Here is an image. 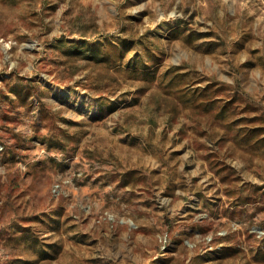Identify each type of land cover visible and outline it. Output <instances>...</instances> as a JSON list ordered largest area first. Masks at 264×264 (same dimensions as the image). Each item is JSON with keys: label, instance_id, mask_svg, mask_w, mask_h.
I'll return each instance as SVG.
<instances>
[{"label": "rangeland", "instance_id": "374dc122", "mask_svg": "<svg viewBox=\"0 0 264 264\" xmlns=\"http://www.w3.org/2000/svg\"><path fill=\"white\" fill-rule=\"evenodd\" d=\"M0 264H264V0H0Z\"/></svg>", "mask_w": 264, "mask_h": 264}]
</instances>
